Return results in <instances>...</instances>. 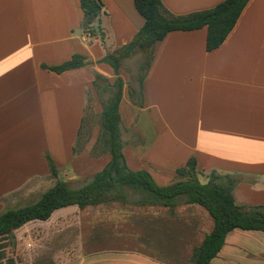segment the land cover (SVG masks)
I'll use <instances>...</instances> for the list:
<instances>
[{
	"label": "crops",
	"instance_id": "1",
	"mask_svg": "<svg viewBox=\"0 0 264 264\" xmlns=\"http://www.w3.org/2000/svg\"><path fill=\"white\" fill-rule=\"evenodd\" d=\"M161 1L181 16L224 0ZM101 2L104 44L99 38L77 37L83 17L79 0H0V188H7L0 193V214L13 194L29 196V187L51 175L47 154L58 169L71 167L83 178L110 161L109 154L88 157V149L73 157V145L88 96L96 112L100 105L95 76L110 84L117 78L97 63L131 42L145 19L134 0ZM206 39L203 28L172 32L155 44L144 61L143 106L129 99V86L138 88L137 77L129 84L121 67V120L126 103L133 124L132 142L123 149L127 165L149 171L158 185L167 186L178 180L176 170L195 158L206 182L213 171L240 180L233 192L238 206L264 207V0H250L221 47L207 52ZM76 54L89 65L62 74L41 67L60 65ZM122 130L132 134L130 124ZM180 201L174 207L137 208L135 214L149 220L135 226L137 251H102L97 244L58 264H193V250L214 224L204 208ZM68 213L57 210L41 224L61 222ZM210 264H264V233L231 231Z\"/></svg>",
	"mask_w": 264,
	"mask_h": 264
},
{
	"label": "trees",
	"instance_id": "2",
	"mask_svg": "<svg viewBox=\"0 0 264 264\" xmlns=\"http://www.w3.org/2000/svg\"><path fill=\"white\" fill-rule=\"evenodd\" d=\"M83 12V32L90 38H99L105 43L102 28L101 0H79ZM139 14L145 19L143 27L136 37L121 47L116 53L106 55L100 62L109 64L116 75L110 84L108 79L96 75L94 88L102 100L100 113V132L90 152L93 157L109 154L110 161L102 171L94 174L81 188H71L60 179L59 169L47 154L50 173L56 179L55 184L40 199L28 206L8 210L0 214V260L4 257V241H14V231L31 221H47L59 209L77 206L83 210L108 203L128 204V190L144 194L139 204L143 206L174 207L183 199L186 205H199L213 220V229L199 247L193 250V264H210L217 257L227 235L236 229L260 231L264 233V207H241L235 202L233 192L239 179L231 175H219L215 171L208 175V181L202 183L197 172V160L190 158L185 166L176 170L178 180L167 186L158 185L147 170H131L124 155L121 139L120 104L125 83L119 75L123 61L137 52L148 57L155 44L164 40L172 32H192L207 28L206 51L212 52L225 42L235 28L241 14L250 0H224L213 8L175 16L165 9L161 0H134ZM86 57L81 54L56 66L42 65L45 70L56 74L77 70L88 66ZM138 88L129 86V97L140 106L144 104L143 80L144 64L139 67ZM90 96L87 98L85 115L78 132L73 153L81 154L90 140L82 139L90 110ZM88 133V132H87Z\"/></svg>",
	"mask_w": 264,
	"mask_h": 264
},
{
	"label": "rangeland",
	"instance_id": "3",
	"mask_svg": "<svg viewBox=\"0 0 264 264\" xmlns=\"http://www.w3.org/2000/svg\"><path fill=\"white\" fill-rule=\"evenodd\" d=\"M80 12L81 10L79 9V13ZM81 20V22L79 21L77 37H89L83 32V17ZM145 57L146 55L144 53L137 52L134 56L123 61V72L129 77V84L131 83L134 85L136 83V77L140 74L139 67L144 64ZM97 64L105 63L99 62ZM105 65L113 70L109 64ZM106 98L107 95L102 96V99L100 97V105L97 109V113L94 108L95 100L90 96L91 108L87 114V123L85 133L83 134L84 137L82 139L84 142L88 134L91 132L90 140L86 143L83 151L85 152V150L88 149V157L90 158H97L93 157L90 152L100 132L99 112L101 110V102L102 100L105 101ZM127 110L129 109L126 108L125 103L122 107L121 123V139L124 147L130 146L129 143L132 142L133 136V124L131 122L132 114H129ZM129 124L132 127V134L126 133L127 131L122 130L123 128L125 129V125ZM75 144L73 147H75ZM79 155L73 153V157ZM81 164L83 163L81 162ZM47 166H49V163ZM48 170L50 172V166ZM82 170H85V167L82 168ZM79 172L73 170L71 167L59 169L60 179L66 181L71 188H81L90 182L89 179L91 178V175L83 178ZM199 179L202 183H206L205 176L200 175ZM55 182L56 179L50 174L43 179L37 180L34 186L29 187V189L32 190L30 191L29 196L25 195V192L13 194L5 211L33 204L38 201L40 197L55 184ZM2 189L0 188V193H2ZM128 195L129 203L126 205L120 203H108L103 205L104 207L102 208L91 209L88 207L83 210L79 209L77 206H71L66 207L67 209H59V211L63 212H65V210L69 211V213L63 217L61 222L42 225L41 223L43 221H35L36 224L31 225L25 230H20L16 234L14 233V241H4L6 246L3 249L4 257L0 260V264H58L61 261L62 263H66L70 258H79L82 253H87V251H89L88 249H91V247L94 245L96 246L97 244L99 245L97 249H101L102 251L105 249L113 251L121 250L125 252L135 251L137 248H140L139 243L132 240V237H137L138 233V229L135 226H142L145 221L148 223L149 220L143 219V221L140 219L141 216L139 213L135 214V212H138L137 208L143 206L139 204V202L143 200L145 195L130 189L128 190ZM178 204H182V202L178 201ZM103 231L106 233L105 235H102ZM101 250L96 253H100Z\"/></svg>",
	"mask_w": 264,
	"mask_h": 264
}]
</instances>
